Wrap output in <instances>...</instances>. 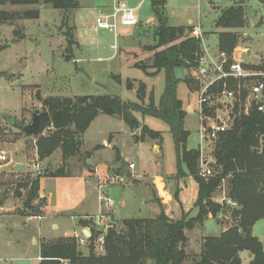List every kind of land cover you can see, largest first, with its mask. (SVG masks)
Instances as JSON below:
<instances>
[{"label":"trees","instance_id":"1","mask_svg":"<svg viewBox=\"0 0 264 264\" xmlns=\"http://www.w3.org/2000/svg\"><path fill=\"white\" fill-rule=\"evenodd\" d=\"M264 4V0H257ZM166 0H151L152 14L156 20L154 29L155 44L148 49L153 52L151 64L139 62L134 68L140 69L147 76H156L163 72L165 89L158 105L153 97L145 107L147 86L139 82L137 99L139 102L126 101L119 95H85L77 97H49L42 100L45 111L50 113L53 127L47 135L36 138L38 157L41 161L51 157L57 150L62 152V167L56 171H45L31 182L19 184L15 197L23 200V210L26 215H41L43 201L40 200V180L43 177L69 176L68 162L74 158H83V136L99 115L121 118L133 132L141 129L137 140H163V133L154 131L147 125H142L136 113L143 117L149 116L165 122L171 131L176 153L177 174L175 179L193 178L198 186V196L195 208L198 214L190 217L183 212L181 219L172 220L162 209L153 219H127L113 224L106 232L103 255L94 252L93 241L99 232L93 221L80 220V224L93 228L89 241V254L80 249L75 237H60L54 240H41L39 264H183L189 259L185 251L188 241L187 231L204 225L212 216L217 218L220 213H228V206L213 202L215 193L228 183V193L225 200L236 204L230 213L234 219L231 228L219 237H207L195 264H242L240 253L251 254L250 264H264V247L262 242L253 235L255 224L264 219V112L258 111L253 105L250 112L243 107L235 108V120L230 130L221 133L214 144L213 156L216 159L215 174L211 178L200 176L199 149H188L190 132L185 129L184 121L187 112L184 100L179 96L178 86L181 80L177 78L178 69L198 66L202 48L200 39L192 35L193 27L170 26L166 14ZM51 7L63 12L64 23L69 14L79 8L78 0H0V7L5 6ZM39 10H28L23 14L0 10V25H15L21 19H38ZM248 21L247 9L244 4H232L221 11L215 26L221 30L218 33V49L231 55L235 52L240 36L237 31L246 28ZM66 24V23H65ZM189 31V36H186ZM68 37V61L73 60V48L77 44L72 30ZM3 48L0 45V52ZM156 73H148L149 69ZM247 69L261 71L264 66ZM0 69V81L3 77ZM191 83V82H189ZM230 85V84H229ZM222 84H220V87ZM231 86V85H230ZM127 89L134 90V82L127 81ZM246 93L243 101L246 102ZM121 175V174H120ZM24 190L22 193L21 190ZM178 190L174 198L179 202ZM7 197V192L1 190V199Z\"/></svg>","mask_w":264,"mask_h":264},{"label":"rangeland","instance_id":"2","mask_svg":"<svg viewBox=\"0 0 264 264\" xmlns=\"http://www.w3.org/2000/svg\"><path fill=\"white\" fill-rule=\"evenodd\" d=\"M125 1L129 6L132 5L131 0ZM234 3L237 5L245 3L248 16L246 28L237 31L240 36V42L236 50L246 63L260 62L264 60V4L259 3L257 0H234ZM231 5L232 3L229 0H218L217 2L213 0H167L166 14L170 26H186L190 19L195 22V26H200L201 24V56L205 57L207 54H210L214 59H218L217 35L221 30L216 29L215 23L221 11ZM0 10L19 14H23L28 10H39L40 12L38 19H21L14 26L9 24L0 25V45L3 48L0 52V69L4 74L0 81V152L5 151L10 155L12 154V157H15L17 160H24L25 163L31 166L29 170H34L27 173V178L23 174L22 178L10 179L9 177H4L0 179L2 180L0 182L2 183L0 184L1 190L6 191L7 195L11 196L10 200L14 201L17 185L31 182L40 173L43 176L46 168H49L50 171H56L62 167V165L58 164L61 160L62 152L58 150L52 161H50L49 166L42 165L38 170L32 168L33 165L36 166L38 164L37 161H34L36 139L26 137L23 128L29 124L32 115L36 111H45L42 100L49 97L72 98L85 95L112 94L119 95L126 101L139 102L137 90L139 82L143 81L147 84V97L143 106L147 107L150 104L151 97H153L155 104L158 105L165 89V76L163 72L159 73V76H146L140 69L130 68L139 62L151 64V58L154 53L148 48L155 44L154 29L152 28L143 30L142 26L138 24L133 32L132 39L120 41L121 47L126 52L122 53L120 52L121 50H118L119 56L110 60L108 58L112 57L115 53L114 48L111 46L117 44L119 40L115 41L114 34L108 31L95 32L96 12L93 10L90 13H80V15H83L82 21L85 18L94 21L93 27H84L82 25V28L76 27L77 10L69 14V17L65 19L66 24L64 23L63 12L51 7L8 5L0 7ZM141 13L143 17L142 21L150 17L151 0L145 1L144 6L141 8ZM70 30H72L77 44L73 48V60L68 61L67 57L70 54L68 51L67 33ZM88 39H90L89 44L85 43L82 45L79 42V40L85 42ZM92 40L98 43V46H95V48L90 47V41ZM247 47L254 55L252 58H248L247 54L243 51ZM258 52L262 53V56L257 57L256 54ZM99 58L103 60L100 61ZM127 65H130V67ZM246 66L257 68L256 65ZM194 70L193 68H187L176 71L177 78L181 80L178 86L179 96L184 100L187 114L193 113L192 104H197L200 90L209 80V77L198 79L194 75ZM148 73L154 74L156 70L150 68ZM128 79H135L133 81L134 90L129 91L127 89ZM135 115L142 119V124L144 123L143 119H145L146 125L152 130L163 133L164 147L166 149V169L173 170L171 152H174V150H171V146L174 145V140L169 126L165 122L153 117H143L140 113H136ZM9 116L16 118L15 126L9 123ZM199 125L198 112L186 116L184 126L190 132L187 144L188 149L200 148ZM107 127L121 131V126L119 127V123L114 117L102 114L85 134L86 147L99 144L102 140V132ZM50 130L45 131L44 135L50 133ZM121 136L124 143H131V149L128 153L131 161H134L140 167L143 165L156 167L158 159L151 149L145 150L142 147H134V144L131 142L132 137L128 131H125ZM162 142L163 140H160L159 144ZM213 147L210 144L208 145L207 142L204 144L205 159H210L213 156ZM79 158L76 159L75 165L70 164L68 169L70 175L72 173L71 168L75 171L74 169L80 166L81 158ZM213 170L215 173L214 166ZM154 174L163 175V170L159 172L154 171ZM167 181L166 179V184ZM64 182V177H50L45 180L46 189L55 192L63 186ZM149 187L154 192V201L161 206V200L157 197L156 186L151 183ZM161 187L163 188V185ZM161 187L160 189H162ZM21 192L23 193L24 190L22 189ZM227 193L228 183L224 181L222 187L215 193L213 202L218 201L221 204L235 207V203L225 200ZM137 195L136 193L134 195L136 207L131 209V205H129L127 210L117 216L119 220L131 217H150L149 210L141 207L139 195ZM97 203L98 196H91V201L86 202L84 207L89 213H97ZM81 209L83 210V207ZM81 209L75 210L74 208L73 210L80 213V211L82 212ZM16 211L18 212V210ZM223 215L222 220L227 221L226 215L228 216L227 223L233 225L234 219L231 214L224 212ZM44 224L49 226V221H43L42 225ZM65 224L68 225L67 229L72 228L69 226L71 225L70 220L65 221ZM205 225L206 227L203 230L205 236L213 237L217 235L219 226L214 221H208ZM35 230H37L36 224ZM62 232H64L62 229L58 231L59 234ZM253 232L264 245V219L255 224ZM9 237L5 228L0 225V264H37L35 261L28 260L29 257H36L37 249L32 250V253L28 257L22 256L21 246L15 247L17 249L14 251L7 248V243L10 240ZM80 247L84 248L85 246ZM86 254L88 255L89 251ZM196 258L192 253L184 264H195ZM146 264H153V262L148 261Z\"/></svg>","mask_w":264,"mask_h":264},{"label":"crops","instance_id":"3","mask_svg":"<svg viewBox=\"0 0 264 264\" xmlns=\"http://www.w3.org/2000/svg\"><path fill=\"white\" fill-rule=\"evenodd\" d=\"M79 1V8L76 11V27L80 28L82 25L84 27H93L94 21L88 18H85L82 21V16L80 13L88 12L90 13L92 10L96 12V17L100 14L109 13L112 8L115 6L117 2H124L125 0H78ZM146 0H131L132 5L129 6L137 10V16L139 20V26H142L143 30H147L150 28L156 27V20L152 14V9L150 13V17H147L145 21L143 20L141 8L144 6ZM167 1V0H166ZM230 2V0H229ZM188 26H192L193 29L196 27L202 28V25L195 26V22L193 20H188ZM186 25V26H187ZM95 32L98 33L101 30H98L96 26H94ZM177 27V26H175ZM82 28V27H81ZM136 28V27H135ZM123 30V34H121L117 39L119 42L113 46H116L115 53L112 57L108 58L112 60L119 56L118 50L124 53L126 52L123 47H121L120 41L127 39L128 41L132 39L133 32L135 30ZM136 32V31H135ZM115 37V36H114ZM134 37V36H133ZM207 38V37H206ZM218 39V35H217ZM89 40L83 42L79 40V42L83 44H89ZM90 47L95 48L98 46L97 42L90 41ZM218 43V40H217ZM218 47V44H217ZM246 53L248 58H252L254 55L252 54L251 50L247 47L243 50ZM235 54L240 56V53L235 50ZM257 57L262 56V53H257ZM102 61V58H99ZM248 63V64H247ZM247 65H256V67L264 66V60L260 62H247ZM130 67V65H127ZM130 68H134L130 67ZM264 72V70H261ZM161 74V73H160ZM159 74V75H160ZM117 75V74H116ZM158 75V76H159ZM119 76V75H117ZM147 76V75H146ZM134 81L135 79H128ZM143 82V81H142ZM146 84V83H145ZM147 86V84H146ZM190 107V106H189ZM188 107V109H189ZM193 113L196 112V105L192 104ZM187 114V115H188ZM100 115L93 121L89 129L94 125L97 119H99ZM137 117V116H136ZM138 118V117H137ZM119 123V127L121 126V131L111 129L107 127L102 132V140L97 145L87 146L85 144V134L83 136V153L86 154L83 158H81L80 166L77 169L71 168V175L64 177V184L61 188L56 190L55 192H51L52 190H47L45 185V180L50 177H43L40 180V200L43 201L42 207V214L41 215H26L20 213V210H23V200L21 198H15L14 201L10 200L11 196L7 195V197L1 201L3 202L0 205V225L5 228L7 234H9V241L7 243L8 249L14 251L15 247H20L22 249V256H30L32 250H36V257H29L28 260L35 261L37 264L41 261L40 257V242L41 240H54L60 237H77L80 238L88 232L91 233V237L93 235V228L92 225L84 226L80 224V220L83 221H93V223L97 228L102 226H98L99 223L103 225L105 221L99 222L96 219L100 214H108L111 219L110 223L116 224L121 223L127 219H153L157 217L162 209L165 211L166 215L171 218L172 220H179L181 219L183 212L186 214H190V217H194L198 214L197 208H195V203L198 196V189L199 186L197 182L191 178L186 177L182 179H175L176 171H177V164H176V153L174 145L171 146L172 157V164L173 170L166 169V149L164 147V139L163 142L159 144L160 140H146L145 142H141L137 140L136 137H139L141 134V129L136 130L135 132L131 131L129 127L125 124V122L119 118L114 117ZM139 121L142 123V119L138 118ZM105 120V119H103ZM142 125H146L145 119ZM107 121V120H105ZM108 122V121H107ZM123 123V124H121ZM15 126V125H14ZM148 126V125H147ZM186 129V128H185ZM125 131L130 133L132 137V143L134 147L139 148L142 147L145 150L151 149L152 153L157 157L156 167H151L150 165H143L140 167L134 161H131L128 157L129 150L131 149L130 142H123L121 134ZM162 149V150H161ZM60 150V149H59ZM158 150V151H157ZM58 150L48 159L41 161L38 157L37 147L34 150V161H37L38 164L36 166H32L33 169L40 168V166H49L50 161L55 156ZM9 162L0 164V179L4 177H9L10 179H15L21 177L25 174L27 178V173L32 170H29L30 165L25 163L24 160H17L13 155L9 154ZM78 158V157H77ZM74 158L68 162L69 167L70 164L75 165L77 162ZM161 158V160H159ZM80 159V158H79ZM59 165H63L62 155L61 160L58 163ZM22 165L23 167L20 170H17V166ZM130 165H134L133 169H130ZM46 171H50L49 168L45 169ZM163 170V175H156L155 172H159ZM54 172V171H53ZM123 178V183L118 186H110L104 189L103 194L109 198L113 206L111 208L105 207V205L101 204L99 201V191L98 185L100 183H106L113 175H120ZM15 176V177H14ZM22 178V177H21ZM53 178V177H52ZM166 179L167 184H166ZM159 180V181H158ZM2 180H0L1 182ZM25 183V182H24ZM154 184L156 186L157 197L161 200V206L154 201V192L150 189L149 185ZM2 184V183H0ZM160 185V186H159ZM163 185V188L161 187ZM160 187L162 189H160ZM179 193V202L175 200L174 194L177 191ZM107 192V193H106ZM113 192V193H112ZM139 195V202L142 208L148 209L150 212L149 218H127L123 220H119L117 216L121 214L123 211L127 210L130 206L131 209L136 207L134 203V195ZM98 196V210L97 213H89L87 209H85V203L91 201V196ZM137 195V196H138ZM94 198V197H93ZM217 203H220L216 201ZM221 204V203H220ZM83 207V210L81 209ZM75 210L81 209L82 212L80 213L75 212ZM18 210V212L16 211ZM39 217H42L40 220ZM85 217H92L93 220H87ZM222 217H224L223 213L218 215L217 218H213L209 216V218L205 221H214L218 226V233L213 237H219L222 233L227 231L229 228L232 227L231 223H227L228 216L225 215L227 221H223ZM49 221V226L45 224L42 225L43 221ZM71 221L72 228L67 229L68 225L65 224V221ZM202 225L201 227H196L192 231H187L186 236L188 241L185 245V251L190 256L192 253L194 256L200 254L202 250L203 243L205 238L210 236H205L203 230L205 229L206 225ZM35 224L37 225V230H35ZM44 227V228H43ZM44 229V230H43ZM63 230L64 232L58 233L59 230ZM98 231V230H97ZM100 233V232H99ZM253 235L255 236L254 232ZM258 238V237H257ZM259 239V238H258ZM260 240V239H259ZM263 244V243H262ZM80 246V245H79ZM264 247V245H263ZM82 252L87 255L86 253L90 251L89 246H85L81 248ZM96 253V251L94 250ZM13 253V252H11ZM98 255V254H97ZM240 257L242 259V264H250L252 260V256L249 252L244 251L240 253ZM186 260L184 263H186ZM183 263V264H184Z\"/></svg>","mask_w":264,"mask_h":264},{"label":"built area","instance_id":"4","mask_svg":"<svg viewBox=\"0 0 264 264\" xmlns=\"http://www.w3.org/2000/svg\"><path fill=\"white\" fill-rule=\"evenodd\" d=\"M217 2L218 0H213ZM233 4L234 0H230ZM139 24L137 10L129 7L124 2H117L109 13L100 14L95 19V26L98 30L113 33L115 38L123 34V30H132ZM192 35L200 39V27L194 28ZM116 49V46H113ZM245 60L237 56L235 52L231 55L220 52L218 59H214L210 54L201 56L198 66L194 67V75L198 79L208 78V82L201 88L197 99L196 112L199 114V137H200V176L211 178L214 176L213 166H216V159L212 156L205 159L204 144L214 146L221 133L230 130L233 126L236 114L235 108L239 110L243 107L246 112H250L253 105L258 111L264 112V72L254 71L246 68ZM220 84L222 86L220 87ZM231 86H230V85ZM246 93V102L243 96ZM214 148V147H213ZM9 155L5 151L0 152V164L8 163ZM134 165H130L133 169ZM38 170V168H37ZM42 174V173H40ZM39 174V175H40ZM123 183L121 175H113L106 183L98 185L99 201L107 208L113 206L112 201L107 198L103 191L110 186H118ZM41 220L42 217H39ZM93 220L92 217H85ZM96 219L105 221L102 226L104 231L95 236L93 241L96 254L105 253L104 243L107 230L113 225L110 223L111 217L107 214H100ZM80 246L91 244L89 238L83 235L75 237ZM63 264L68 262L63 261Z\"/></svg>","mask_w":264,"mask_h":264},{"label":"water","instance_id":"5","mask_svg":"<svg viewBox=\"0 0 264 264\" xmlns=\"http://www.w3.org/2000/svg\"><path fill=\"white\" fill-rule=\"evenodd\" d=\"M189 31H187L186 36H189ZM15 117L14 116H9L8 121L9 123L14 126L15 125ZM53 123L52 119L50 116V113L48 111H36L31 118V121L29 122L28 125H26L23 128V131L26 135V137H32L34 139L44 135L45 131L52 129ZM23 166L18 165L17 170H20ZM264 191V188L262 189ZM233 210V206L229 205L228 206V213H231ZM98 232L102 233L104 231L103 227L97 228ZM84 235L87 238H91V233L88 232V235L84 233Z\"/></svg>","mask_w":264,"mask_h":264}]
</instances>
